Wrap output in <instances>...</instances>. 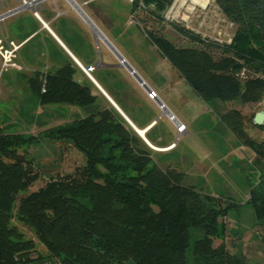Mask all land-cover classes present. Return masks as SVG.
Wrapping results in <instances>:
<instances>
[{"label": "trees", "instance_id": "obj_1", "mask_svg": "<svg viewBox=\"0 0 264 264\" xmlns=\"http://www.w3.org/2000/svg\"><path fill=\"white\" fill-rule=\"evenodd\" d=\"M214 1L236 27L229 44L201 39L174 23L170 25L177 33L201 48L178 47L160 34L142 32L199 99L259 104L264 100V0ZM173 2L132 0L131 12L141 9L162 24ZM210 49H218L221 56L214 59ZM75 69L69 63L53 74L29 80L39 107L86 108L96 103L99 91L92 83H78ZM243 70L244 78L240 77ZM106 103L104 109L47 130V138L82 153L85 164L20 198L38 180V173L18 150L38 141L7 133L0 125V264H187L192 227L204 231V238L195 245L196 254L219 264H239L232 262L222 244L213 246L219 220L230 206H207L208 196L183 184V172L159 167L153 150ZM252 120L248 121L251 126L264 129ZM221 121L264 157V140L255 143L247 137L239 111H227ZM249 201L256 218L264 220V188L259 192L250 188ZM13 209L46 255L11 223Z\"/></svg>", "mask_w": 264, "mask_h": 264}, {"label": "rangeland", "instance_id": "obj_2", "mask_svg": "<svg viewBox=\"0 0 264 264\" xmlns=\"http://www.w3.org/2000/svg\"><path fill=\"white\" fill-rule=\"evenodd\" d=\"M131 1L98 2H106L110 6L106 12L104 32L112 41L116 53L125 58L126 65L147 88L154 90L157 99L177 121L187 127L188 133L186 136L180 134L177 137L174 123L168 116H162V107L155 103L159 112L156 117L158 125L149 137L158 135L160 145L172 142L174 145L165 154H153V160L163 169L172 166L183 172V184L194 186L202 197L208 196L211 201L206 202L207 206H230L226 215L219 220L214 247L222 244L232 262L264 264V220L259 221L256 218L249 201L250 188L254 187L256 192L264 188V157H259L252 148L244 145L221 121L222 115L227 111H239L246 122L247 137L252 142L259 143L264 140V129L253 127L248 121L256 113L264 112V100L259 104H244L240 99L229 103L199 99L142 32L148 30L160 34L178 47L201 48L177 33L170 23L219 45L231 42L235 25L223 16L214 0H174L166 11L165 22L162 24L141 9L132 14ZM101 43L95 52L103 55L105 50ZM109 52L117 60L114 53L111 50ZM209 52L214 59L221 56L218 49H210ZM245 72L241 71L240 77L244 78ZM116 73L122 77V83L128 88L134 91L143 88L126 66L123 69L118 68ZM143 90L145 91L144 88ZM38 107L37 104L25 107L23 117H20L21 109L15 115L17 107H14L12 114L8 115L10 123L0 119V125L7 133H19L24 138L36 137L38 141L18 150L19 153L26 154L33 170L38 173V180L26 192L20 193L18 198L38 190L49 179L57 175L71 174L85 164L82 153L63 141L47 138L46 132L50 128L70 124L79 119L80 114L85 116L86 113L72 106L56 105L37 114L36 111L40 109ZM16 117L18 122L13 121ZM81 202L87 203L86 200ZM15 213L13 209L11 223L17 225L25 238L33 240L35 247L46 255V249L27 227L18 222ZM203 238L204 231L201 227L189 229V247L185 253L187 264H219L214 259L195 253V245ZM52 264L58 263L52 261Z\"/></svg>", "mask_w": 264, "mask_h": 264}, {"label": "crops", "instance_id": "obj_3", "mask_svg": "<svg viewBox=\"0 0 264 264\" xmlns=\"http://www.w3.org/2000/svg\"><path fill=\"white\" fill-rule=\"evenodd\" d=\"M99 1L40 0L37 17L31 7L22 6L21 0L0 1V119L10 123L8 115L12 114V108L17 107V115L19 109L23 112L25 107L38 105L31 92L30 79L53 74L71 63L76 68L74 79L80 84L92 83L100 93L93 106L74 107L76 110L88 115L106 108V102H112L135 130L142 132L146 142L156 148L152 149L153 154H165L172 149H164L172 148L174 143L160 145V136L149 137L158 125L156 117L159 112L155 106L158 102L150 100L143 88L134 91L125 86L122 77L116 73L125 64L119 61L120 55L104 32L106 12L110 6L106 2L98 4ZM100 43L105 50L103 55L95 52ZM4 51H13L14 55L6 66L3 65ZM50 106L40 107L36 113ZM162 109V116H168V119L173 116L172 113L169 115L166 107ZM22 112L20 117L24 116L25 112ZM82 115L79 117L83 118ZM13 121L18 122L17 117ZM182 134H188L187 127Z\"/></svg>", "mask_w": 264, "mask_h": 264}, {"label": "built area", "instance_id": "obj_4", "mask_svg": "<svg viewBox=\"0 0 264 264\" xmlns=\"http://www.w3.org/2000/svg\"><path fill=\"white\" fill-rule=\"evenodd\" d=\"M0 1H2V0H0ZM21 3H22V6H24V7H31L33 9L34 15L37 17V10L39 7L40 0H21ZM1 49L2 48L0 47V51H1ZM13 56H14L13 51H4L3 55H2L3 65L4 66L8 65ZM121 64H123V63L121 62ZM148 97L151 100H155V99L157 100V95L152 90L148 92ZM169 119H170V121H172L175 124L176 131L179 135L186 132V126L184 124H182L181 122L177 121L174 116L170 115Z\"/></svg>", "mask_w": 264, "mask_h": 264}, {"label": "water", "instance_id": "obj_5", "mask_svg": "<svg viewBox=\"0 0 264 264\" xmlns=\"http://www.w3.org/2000/svg\"><path fill=\"white\" fill-rule=\"evenodd\" d=\"M119 61L122 62L123 64H125L127 70L133 75V77L137 80V82L145 89L146 92L151 91L149 88L146 87V85L143 83V81L135 74V72L126 65L124 59L119 56ZM86 71H88L86 69ZM158 104L162 107L165 108L163 106V104L157 99ZM111 105L120 113V115L125 119V121L132 127V129H134V131L142 138V140L151 148V149H156L155 147L151 146L149 143L146 142V140L143 138L142 134L138 131L135 130V128L133 127V125L130 123V121L122 114V112L111 102ZM170 115V112H168ZM253 124L256 126H262L264 125V112H258L255 114L253 120H252Z\"/></svg>", "mask_w": 264, "mask_h": 264}, {"label": "bare ground", "instance_id": "obj_6", "mask_svg": "<svg viewBox=\"0 0 264 264\" xmlns=\"http://www.w3.org/2000/svg\"><path fill=\"white\" fill-rule=\"evenodd\" d=\"M194 1H198V0H194ZM141 134H142V132H140ZM168 149H170V148H166V149H164V150H168Z\"/></svg>", "mask_w": 264, "mask_h": 264}]
</instances>
